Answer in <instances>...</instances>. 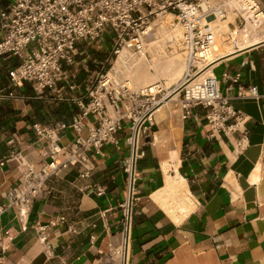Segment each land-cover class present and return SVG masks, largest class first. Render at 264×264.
<instances>
[{
    "label": "crops",
    "instance_id": "0c3cea01",
    "mask_svg": "<svg viewBox=\"0 0 264 264\" xmlns=\"http://www.w3.org/2000/svg\"><path fill=\"white\" fill-rule=\"evenodd\" d=\"M9 1L0 0V8ZM256 2L264 23V0ZM229 16L234 19L228 22L231 32L240 26L234 15L226 19ZM254 35L255 41L224 53L214 65L218 78L225 71L233 75L240 72V83L256 85L261 94L258 100L241 99L237 97L238 84L228 89V83L221 80L222 92L247 116L244 149L236 148L239 133L209 138L205 108L195 107L184 119L178 99L162 105L149 137L142 138L129 264H264V28L250 29L249 39ZM242 36L241 32L239 38ZM113 43L111 31L99 42H78L75 64L70 67V83L76 88L71 90L69 82L61 83L59 93L64 100L51 92L37 97L29 83L15 88L20 97L0 98V203L22 174L18 160L10 155L20 152L36 170L49 160L48 139L37 136L31 125L71 121L79 110L77 100L102 71ZM131 53L125 48L111 72L136 85V57ZM151 60L146 57L144 61L148 73L159 78L157 81L164 80ZM20 62L12 55L0 58V89L8 88V70ZM93 121L90 117L84 136ZM128 134L125 125L117 134L118 144L105 146L102 154L91 153L94 169L90 178L81 179L77 168L51 178L32 203L26 228L14 209L1 215L0 264H106L109 243L118 241L119 205L127 188L121 162L129 155ZM60 136V143L65 145L73 141L76 132L69 128L60 131ZM165 162L168 173L186 180L194 203L181 223H176L153 197L165 184ZM88 183L102 185L104 194L81 190ZM42 227H46L50 249L40 240Z\"/></svg>",
    "mask_w": 264,
    "mask_h": 264
},
{
    "label": "built area",
    "instance_id": "2783aa9c",
    "mask_svg": "<svg viewBox=\"0 0 264 264\" xmlns=\"http://www.w3.org/2000/svg\"><path fill=\"white\" fill-rule=\"evenodd\" d=\"M230 14L240 26L228 33L232 51H237L249 43L248 25L263 21L256 0H10L0 8V58L12 55L21 59L8 70V88L0 89V98L20 97L15 88L29 83L37 97L44 98L51 92L56 99L64 100L59 87L71 82L70 67L75 64L78 42H99L108 31L113 32L114 42L102 71L91 79L86 92L77 100L79 110L71 121L31 125L37 136L48 139L49 160L36 170L20 152L10 155L18 160L22 174L0 203V217L12 208L26 228L31 205L46 189L47 182L72 168L78 169L81 179L90 178L94 169L91 153L102 154L105 146L118 144L117 134L127 125L129 155L121 162L127 174V188L119 205L118 241L109 243L105 259L106 264H120L121 259L123 264H129L132 220L138 198L137 161L143 155L141 140L149 137L156 111L171 94L177 92L184 119L191 116L195 107L205 108L209 138L239 133L236 148L242 150L247 145V116L222 92L221 82L228 83V89L238 84L237 97L241 99H260L258 87L240 83V72L233 75L225 71L220 79L215 66L208 71L221 59L215 47V20H224ZM169 15L174 17L171 26L182 29L180 44L186 69L179 81L173 86L162 80L136 87L130 79L112 73L116 58L125 48L134 54L144 53L152 23L167 20ZM69 88L74 90L75 84L70 83ZM90 117L94 121L89 124V134L84 136ZM69 128L76 136L69 144H61L60 131ZM81 190L97 196L105 191L98 183H88ZM40 231L42 244L50 249L46 227Z\"/></svg>",
    "mask_w": 264,
    "mask_h": 264
},
{
    "label": "rangeland",
    "instance_id": "374dc122",
    "mask_svg": "<svg viewBox=\"0 0 264 264\" xmlns=\"http://www.w3.org/2000/svg\"><path fill=\"white\" fill-rule=\"evenodd\" d=\"M173 16H167V20H156L152 27V32L147 35L145 43V51L140 54L131 53V57H136V75L140 71V67L144 66L148 70V66L144 62L146 57H152L151 63L157 71V74L163 78V81L166 82L167 86L174 85L179 79L182 77L186 65H185V54L183 53L182 46L180 44V38L182 36V29L180 26H171V22L173 21ZM233 17L229 16L226 20H218L214 23L215 28V47L217 49V53L221 56L222 53L231 52L234 47L233 43L230 40H226L228 33L230 32V26L228 25L229 21H233ZM262 24V25H261ZM251 26V30L257 29L261 30L264 28V23H260L259 25H248ZM261 27V28H260ZM257 39L256 35H254L251 40L249 39V43H252ZM248 43V44H249ZM133 52V51H132ZM123 54V52H122ZM122 56V55H121ZM178 58L184 63V71L182 75L178 79H173L171 77H165L161 75L156 63L163 62L166 59ZM154 79L156 77L154 76ZM150 80L146 83H140L136 80V87H145L151 81L155 83L156 81ZM173 79V80H172ZM147 84V85H146ZM178 99V98H177ZM192 199V198H191Z\"/></svg>",
    "mask_w": 264,
    "mask_h": 264
},
{
    "label": "bare ground",
    "instance_id": "6f19581e",
    "mask_svg": "<svg viewBox=\"0 0 264 264\" xmlns=\"http://www.w3.org/2000/svg\"><path fill=\"white\" fill-rule=\"evenodd\" d=\"M217 21L218 19L215 20V22ZM149 29L152 31V27ZM150 32H148V35ZM223 55L224 53H222L221 56L219 57L222 58ZM216 63L210 66L208 68V71H211V69L214 67ZM156 65L159 71L161 72L162 76L171 77L175 80L178 79L182 75V72L184 71V63L178 58L166 59L163 62H157ZM153 79L154 76L148 73V70L144 66L140 67V71L136 75V80L138 82L143 84L150 80L153 81ZM177 98H178L177 92L173 93L171 94V97L168 100H166L165 103H169L171 100H176ZM159 109L156 111V113L159 111ZM163 168L167 173L165 184L162 188H160L158 191L155 192L153 197L176 223H181L182 220L194 208V203L193 200L191 199V192L187 186L186 180L181 175L179 174L172 175L168 173L169 165L167 162L164 163ZM120 264H123V259H121Z\"/></svg>",
    "mask_w": 264,
    "mask_h": 264
}]
</instances>
